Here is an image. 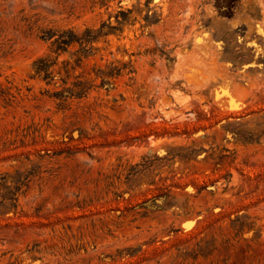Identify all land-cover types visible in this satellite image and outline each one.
Segmentation results:
<instances>
[{"label": "rangeland", "instance_id": "obj_1", "mask_svg": "<svg viewBox=\"0 0 264 264\" xmlns=\"http://www.w3.org/2000/svg\"><path fill=\"white\" fill-rule=\"evenodd\" d=\"M0 264H264V0H0Z\"/></svg>", "mask_w": 264, "mask_h": 264}]
</instances>
